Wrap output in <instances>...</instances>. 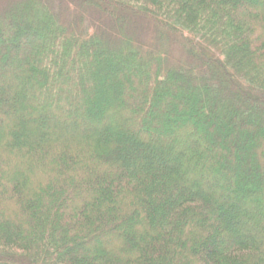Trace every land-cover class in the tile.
Wrapping results in <instances>:
<instances>
[{"label":"trees","instance_id":"obj_1","mask_svg":"<svg viewBox=\"0 0 264 264\" xmlns=\"http://www.w3.org/2000/svg\"><path fill=\"white\" fill-rule=\"evenodd\" d=\"M3 88L0 264H264V0H0Z\"/></svg>","mask_w":264,"mask_h":264},{"label":"rangeland","instance_id":"obj_2","mask_svg":"<svg viewBox=\"0 0 264 264\" xmlns=\"http://www.w3.org/2000/svg\"><path fill=\"white\" fill-rule=\"evenodd\" d=\"M184 57H185V55H184V52H183L182 48L180 47V45L178 46V45L174 44V45H171L169 47V49H168V60H169L171 65L174 63H177L180 60H183ZM6 91L7 90L3 88L0 90V94H1V92H6ZM170 118H173V117H170ZM107 121H108V119H107ZM122 136L125 137V135H122Z\"/></svg>","mask_w":264,"mask_h":264}]
</instances>
